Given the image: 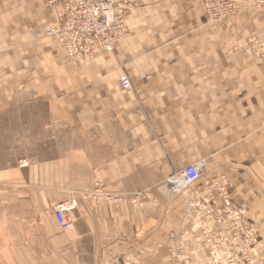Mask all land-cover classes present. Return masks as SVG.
Listing matches in <instances>:
<instances>
[{"label":"crops","instance_id":"1","mask_svg":"<svg viewBox=\"0 0 264 264\" xmlns=\"http://www.w3.org/2000/svg\"><path fill=\"white\" fill-rule=\"evenodd\" d=\"M135 2L115 51L76 64L43 37L53 19L42 0H0V115L42 101L61 145L57 158L0 169L8 264H171L167 235L183 222L160 185L201 160V199L216 192L208 180L227 178L264 243V59L247 52L254 34L253 50L264 49V16L211 24L197 0ZM95 182L150 198L139 208L85 203L68 214L73 233L55 222V248L37 250L36 210L89 194ZM181 205L184 221H201L204 210ZM189 242L193 264H208Z\"/></svg>","mask_w":264,"mask_h":264},{"label":"built area","instance_id":"2","mask_svg":"<svg viewBox=\"0 0 264 264\" xmlns=\"http://www.w3.org/2000/svg\"><path fill=\"white\" fill-rule=\"evenodd\" d=\"M42 1L53 19L45 30L44 37L61 47L71 63L114 52L117 42L127 35L125 20L136 8L135 0ZM200 2L212 21L223 20L240 8L249 7L255 11L260 9L253 0H242L241 3L235 0L238 5L231 0ZM224 11L226 13L221 16ZM255 39H252V45ZM119 84L124 91L131 88L129 86L131 83L126 77H121ZM205 173L206 161L201 160L185 166L167 178L164 183L170 195L181 196L190 208H204L201 221H182L183 224L177 230L168 233L171 264H191L189 254L193 245L189 240L195 241L197 245L194 246L195 249L205 256L208 264H264V248L260 246L256 228L250 221L240 218L241 213L229 208L228 202H225L224 207L215 208L200 201L197 184ZM176 184L181 185V190L186 192L177 193ZM220 191L223 193L224 189ZM106 192L101 183H96L91 195L85 193L72 195L67 201L55 205L53 217L60 230L65 232L69 229L71 223L68 214L78 207L79 201L91 199L108 205L126 202L123 194ZM222 214H226L227 217H221ZM258 246L260 251L257 254Z\"/></svg>","mask_w":264,"mask_h":264},{"label":"rangeland","instance_id":"3","mask_svg":"<svg viewBox=\"0 0 264 264\" xmlns=\"http://www.w3.org/2000/svg\"><path fill=\"white\" fill-rule=\"evenodd\" d=\"M33 1H38V0H33ZM259 1L261 2V5L259 7L260 9H262L264 7V1H261V0ZM197 2L199 6H201L202 10L204 11L207 20L211 22V24H218V23L226 22L228 19L234 18L243 13H245V15L252 13L253 15L258 16V17L264 16V14L261 11H255L249 7H246V8H240L239 10L229 14L223 20L212 21L206 15L207 13L203 9V6L200 0H197ZM135 9L133 10V12L135 11ZM256 36L258 35L254 34L248 38V43H250V47L247 52H249L250 55L254 58L264 59V49L259 48L257 50L255 49L253 50V45L251 41ZM43 37H44V34H43ZM49 40L52 41L51 39ZM258 45H261L260 42ZM258 45H255V46H258ZM14 108L15 109L9 106L4 110V113L0 115V169L6 168L9 166L27 167L28 160L30 159L37 160V161L43 160L45 156H51V158L53 159L57 158L59 155V150L61 146L59 145L60 144L59 142L60 141V136H59L60 131L58 127L54 125L52 126L51 129L47 128L49 124V116L47 113L46 104L40 101V102L27 103L26 105L22 107L20 106V107H14ZM64 137H65V134H64ZM165 181L161 183L160 187L164 188V191H165L164 193H165V196L167 197V203L168 205L170 204L172 205L176 203L175 206L172 205L171 210L176 211L181 221H184V215L182 214L183 208L181 205L182 203H184V199L181 196L170 195L168 192V189L164 187ZM98 183H101L104 191L106 190L107 192H110L106 189L105 185L102 182H98ZM95 185H96V182H95ZM207 187L215 188L216 192L214 193L211 192L210 194H208L206 198L201 199L200 200L201 202H203L205 205H209L210 207H214L215 203L212 200V195H213L214 197L220 198V200L222 201V204L220 205V207H224L226 199H227L229 201L228 202L229 208L234 209V211L237 213H241L240 218L244 219L245 221H250L246 217L247 214H245V212L241 210L239 207H236L234 202L232 201V197L230 193V186L228 184L227 178H225L224 176H221L219 179L208 180ZM172 189L173 188H171V190ZM220 189H224V192L223 193L217 192V191H220ZM198 192L200 193L199 190ZM80 193L81 192H72L67 196L66 199H69L72 195H78ZM120 194H123V193H120ZM123 195L126 197V202L123 204L108 205L104 203H97L89 199V200L82 201L80 206L78 205V207L75 210L69 213L72 214L74 211L79 209L85 203H91L95 206H106V207H118V206L120 207L124 205H135V206H138L139 208L141 204L144 202V200H147L150 198L149 190H146L141 194H134V195L123 194ZM199 197L202 198L201 194ZM54 205L55 204L51 205V208L48 210L46 209L36 210V226H37L36 249L37 250L42 251L45 247L49 249L51 247L53 249L55 248L54 240H55V237L58 236L59 232L57 231V226H56V231L51 226L52 224L55 225V220L53 217ZM221 217L226 218L227 215L222 214ZM8 219L9 221H19L17 218H14V216L13 217L8 216ZM0 221H3L1 216H0ZM69 233H73V226H71L68 231H65V234H69ZM51 243L52 245L50 247ZM11 247H12V242H8V241L2 242L0 240V264L9 263L10 258H7V252L10 251Z\"/></svg>","mask_w":264,"mask_h":264},{"label":"bare ground","instance_id":"4","mask_svg":"<svg viewBox=\"0 0 264 264\" xmlns=\"http://www.w3.org/2000/svg\"><path fill=\"white\" fill-rule=\"evenodd\" d=\"M233 3H235V4H237V2H239V3H241L242 2V0H236L237 2H234L235 0H231ZM253 1H255L259 6L261 5V2L259 1V0H253ZM238 5V4H237ZM222 8V7H221ZM221 8H218V9H221ZM223 8H224V6H223ZM214 10H216V9H214ZM216 11H218V10H216ZM214 13H215V11H214ZM226 13V11H224L223 13H221V16H224V14ZM46 38V37H45ZM118 43V42H117ZM254 44L255 45H258L259 44V42H256V41H254ZM107 54H110V53H107ZM102 55H104V54H102ZM101 56V55H100ZM97 57H99V56H97ZM94 58H96V57H94ZM94 58H92V59H94ZM80 60H82V59H80ZM80 60H78V61H80ZM77 64V63H76ZM128 80V79H127ZM129 81V80H128ZM129 83H130V81H129ZM129 86H131V84L129 85ZM131 89V88H130ZM129 89V90H130ZM126 91H128V90H126ZM175 187H177L176 188V190L178 191V193H184V192H186V190H181V185H175ZM93 192H94V190H93ZM93 192H91V193H85V194H87V195H91ZM107 193V192H106ZM219 193H222L221 191H219ZM198 199V198H197ZM199 200V199H198ZM228 201V200H227ZM226 201V202H227ZM198 202V201H197ZM193 209H197V210H203L202 209V207H189L188 206V204L186 203V209H185V214H188V212H190L191 210H193ZM251 222V221H250ZM254 226H255V224L253 223V222H251ZM255 228H256V226H255ZM256 231H257V228H256ZM258 234V233H257ZM258 241L260 242V246L262 247V248H264V243L259 239V237H258ZM259 251H260V247L258 246V248H257V250H256V252H257V254L259 253ZM189 256H190V258H191V264H193V260H192V252H190V254H189Z\"/></svg>","mask_w":264,"mask_h":264}]
</instances>
